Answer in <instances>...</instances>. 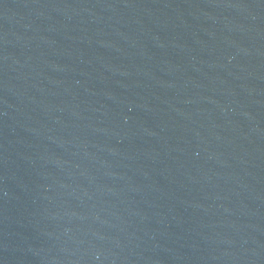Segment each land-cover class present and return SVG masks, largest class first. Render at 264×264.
I'll use <instances>...</instances> for the list:
<instances>
[{"label":"water","instance_id":"95a60500","mask_svg":"<svg viewBox=\"0 0 264 264\" xmlns=\"http://www.w3.org/2000/svg\"><path fill=\"white\" fill-rule=\"evenodd\" d=\"M0 264H264V0H0Z\"/></svg>","mask_w":264,"mask_h":264}]
</instances>
